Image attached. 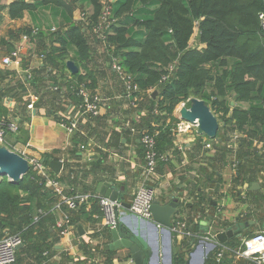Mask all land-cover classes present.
<instances>
[{"label": "crops", "instance_id": "1", "mask_svg": "<svg viewBox=\"0 0 264 264\" xmlns=\"http://www.w3.org/2000/svg\"><path fill=\"white\" fill-rule=\"evenodd\" d=\"M13 1L34 3L41 0H0L3 7L0 12V92L6 91L0 98V126L7 125V141L11 149L28 157L39 158L41 162L45 155L52 157L50 161H61L62 169L58 175L45 166L54 176L65 175L68 168L81 170L82 174L78 177L72 175L60 183L65 197L81 194L99 196L96 193L97 185L107 182L125 187L124 202L128 203L141 183L144 159L140 140L143 132L153 127L147 113L155 101L151 98L153 92H139L128 97L104 42V22L99 28L88 31L86 39L91 58L84 67L79 68V72L83 75L90 72L93 89H88L98 94L104 102L99 119L88 123L81 121L78 126L77 133L83 143L77 144L78 158H72L69 151L71 140L64 125L57 122L53 115L62 119L66 116L77 117V106L72 98L57 95L55 88L51 87L43 65V53L56 45L53 38L56 33L65 31L72 24H83L82 16L90 12V7L87 5L86 13L78 19L73 12L70 21L63 9L41 4L36 11L25 13L22 19L12 20L7 7ZM62 1L71 7L70 0ZM194 35L190 45L201 48L197 34ZM12 53H17L18 57L12 58ZM5 57H11L12 63L8 66L2 64ZM49 71L51 75L57 73L55 69ZM62 74L64 78L59 81L70 79L68 70ZM33 81H36L34 88ZM60 88L65 90L61 85ZM173 115L178 120V115ZM171 133V143L163 153L165 161L157 168L150 182L155 189L156 199L164 203L172 197L180 198L184 211L179 218L182 217L192 227L195 225V234L198 226L208 222L211 223L209 230L212 235L235 222L246 225V235L234 238L232 241L235 244L244 237L263 232L264 169L259 170L256 178L242 174L240 169L250 163L254 156L256 159L260 156L263 160L264 136L254 141L249 150L246 149L251 155L243 156L242 138L229 128L220 127L214 140L198 135L194 127L176 133L174 126ZM81 146L84 148L81 149ZM92 165H95V175L85 174ZM253 184L255 187L251 190ZM54 199L50 211L56 221L51 226L47 243L53 245L55 252H50L40 262L34 261L35 255L28 258L20 253L17 264H69L70 261L106 264L107 258L109 264H133L129 252L124 249L107 255L99 253L98 248H105L111 241V238L100 235L103 222L101 213H95L92 217L81 214L74 216V220L72 215L75 224L70 222L69 234L61 237L56 223L63 214L71 217L62 208L71 210L65 205L57 208L60 198L55 196ZM92 203L83 204L86 211L90 210ZM127 213L124 209L119 211L126 222L130 221L126 218ZM197 213L201 218L193 219L192 216ZM217 223L220 225L217 226ZM78 227L82 235L78 234ZM82 246L89 249L92 257L85 254Z\"/></svg>", "mask_w": 264, "mask_h": 264}, {"label": "trees", "instance_id": "2", "mask_svg": "<svg viewBox=\"0 0 264 264\" xmlns=\"http://www.w3.org/2000/svg\"><path fill=\"white\" fill-rule=\"evenodd\" d=\"M41 4L63 9L71 21V7L62 0L13 1L7 12L10 19L19 20L25 13L36 11ZM70 4L79 9L88 5L90 12L82 16L83 24H72L65 31L54 34L56 45L43 53V65L57 95L72 98L77 106L80 103L78 88L93 89L90 72L68 74L70 79L64 82L59 79L64 78L62 73L67 70V61H72L79 69L90 60L86 33L104 22L103 36L109 57L131 78L139 92H157L155 98L151 97L155 101L147 112L153 127L146 131L156 134L158 155L164 156L171 143V132L178 122L173 115L175 108L192 95L205 102L225 129L240 135L243 152L251 155L246 149L264 136V46L259 19V15H264V0H70ZM2 10L0 6V12ZM195 33L201 48L190 45ZM50 69L57 73L51 75ZM32 87H36V81L32 82ZM5 92H0V98ZM53 116L57 122H64L62 117ZM99 118H89L84 123ZM0 130L4 135L3 146L11 150L7 125L0 126ZM77 132L70 137L72 147L69 151L74 159L78 158L77 144L83 143ZM51 159L45 155L43 164L47 167ZM161 164L163 161L159 166ZM243 168L240 169L242 174ZM67 171L65 175L54 176L48 169L60 183L72 175L82 174L79 169L68 168ZM85 174L95 175V165ZM54 198V193L44 187L41 178L31 169L16 184L7 178L0 179V238L7 234L18 235L21 239L22 247L15 253L14 264L20 253L28 258L35 255L34 261L40 262L50 252H55L53 245L47 243L51 226L56 221L50 211ZM62 209L71 215V224H75L74 216L100 214L96 202L89 211L85 205L71 211ZM40 210L45 213L40 214ZM178 218L179 215L173 216V220ZM187 225L195 234V227ZM100 235L111 238L108 230ZM193 238L179 244L180 252L173 258V264H184L185 251ZM82 247L85 254L92 257L89 249ZM98 249L101 255L112 253L105 248ZM106 260L109 264V259ZM82 263L70 261L69 264Z\"/></svg>", "mask_w": 264, "mask_h": 264}, {"label": "water", "instance_id": "3", "mask_svg": "<svg viewBox=\"0 0 264 264\" xmlns=\"http://www.w3.org/2000/svg\"><path fill=\"white\" fill-rule=\"evenodd\" d=\"M74 15L79 18L77 13ZM261 37L264 46L263 32ZM66 67L71 75H75L79 71L72 61H67ZM156 96L157 92L151 94L152 98ZM189 102V108L183 107L179 110L178 120L195 125L198 135L205 136L209 140L217 139L218 131L220 127H223L222 122L216 119L204 101L193 98ZM48 167L58 175L62 169V162L49 161ZM29 169L24 158L0 146V179L7 178L9 182L16 184L27 175ZM254 187L253 184L251 190ZM124 192L125 187L113 186L107 182L99 183L96 188V193L100 197L116 202L124 211H128L129 205L124 202ZM183 211L182 200L178 197H172L164 203L155 199L150 207L151 218L149 220L128 212L126 218L130 221L126 222L120 217L119 208L116 207L114 209L116 225L110 230L111 241L105 246V250H127L133 264H173V258L180 252V248L178 242L174 240L170 227L173 216L179 215ZM210 225L211 223L208 222L198 226L196 229V235H198L189 242V248L185 252L184 264H207L219 245L228 243L234 238H241L246 227V225L235 222L223 231L212 235L209 230ZM145 230H147L148 236ZM77 232L79 235L83 234L80 227ZM147 237L153 239V243H159L156 250L150 245Z\"/></svg>", "mask_w": 264, "mask_h": 264}, {"label": "built area", "instance_id": "4", "mask_svg": "<svg viewBox=\"0 0 264 264\" xmlns=\"http://www.w3.org/2000/svg\"><path fill=\"white\" fill-rule=\"evenodd\" d=\"M259 19L261 30L264 33V15H259ZM11 57L16 59L18 54L12 53ZM11 57L3 58L2 64L5 66L10 65L12 63ZM113 62L115 71L120 75L121 80L123 81L126 95L130 97L133 93L139 92L137 86L132 82L131 78L127 77L122 72L114 59ZM77 95L80 99V103L77 105L78 116L63 117L64 122H61L64 125L69 138L78 129L81 121H86L89 118L100 117L101 107L104 102L98 94L85 88L84 86H80L78 88ZM191 127L196 128L195 125L179 121L175 125V132L183 133ZM140 141L143 147L144 168L141 174V183L137 186L128 202V212L142 219L149 220L151 218L150 207L156 199L155 189L150 185V182L155 176L159 163L162 161L164 162L165 157L158 155L155 150L156 134H149L145 131L143 132ZM4 143L3 131L0 130V146H3ZM80 148L83 149L84 147L81 146ZM10 151L17 153L13 149ZM17 154L24 158L30 169L41 178V181L44 183V187L51 190L56 197L58 196L60 198V204L56 206L57 208L61 205H65V207L69 210H76L79 206L85 203L96 202L103 219L99 232L101 233L103 230L110 231L115 228L116 220L114 209L118 207L120 211L122 207H120L119 204H116V202L110 201L107 198L92 194L65 197L61 190L60 182L49 174L47 168L39 158L28 157L24 153ZM56 227L59 230L61 237L67 236L71 229L70 217L67 214H63L61 220L56 223ZM170 231L178 242V245L182 241L191 237L196 238V234H193L189 230L187 222L182 217L177 220L172 219ZM20 245L21 239L18 235L9 236L5 234L1 237L0 264H14L15 253ZM209 261H212L211 264H237L239 262L240 264H264V231L244 237L236 244L234 243L230 245L228 242L219 245L218 249L214 252Z\"/></svg>", "mask_w": 264, "mask_h": 264}, {"label": "rangeland", "instance_id": "5", "mask_svg": "<svg viewBox=\"0 0 264 264\" xmlns=\"http://www.w3.org/2000/svg\"><path fill=\"white\" fill-rule=\"evenodd\" d=\"M77 13L79 15V18L82 14H85L86 13V7H82L81 9L79 8H76L74 7L72 4H71V13ZM78 18V17H76ZM195 37V35H194ZM193 98H197L196 96L192 95L190 96L186 101L184 102H181L174 110V114L178 115V112L181 108L185 107V108H189L190 107V100L193 99ZM216 117V116H215ZM217 120L219 121L218 117H217ZM251 154V153H250ZM244 155H249V153L247 154L245 151L243 152V156ZM255 157V156H254ZM252 157L250 160L251 162L250 163H247L246 166L242 169V172L246 175H249L251 177H257L259 175V170L262 168L264 169V157H263V160L262 158H259L260 156H257L258 159ZM253 175V176H252ZM40 209H43V208H40ZM44 214L45 212L43 210H40V214ZM192 218H198L200 219L201 217H199V214H195L194 216H192ZM220 225L219 223H217V226ZM146 233H147V230H145ZM148 241L150 243V245L153 247L154 250L157 249V245H159V243H153V239H149L148 238Z\"/></svg>", "mask_w": 264, "mask_h": 264}, {"label": "flooded vegetation", "instance_id": "6", "mask_svg": "<svg viewBox=\"0 0 264 264\" xmlns=\"http://www.w3.org/2000/svg\"><path fill=\"white\" fill-rule=\"evenodd\" d=\"M220 121V120H219ZM146 235L148 236L149 234L148 233H146ZM244 235H246V230H243V232H242V236H244ZM241 236V237H242ZM148 238V237H147ZM176 241V240H175Z\"/></svg>", "mask_w": 264, "mask_h": 264}]
</instances>
